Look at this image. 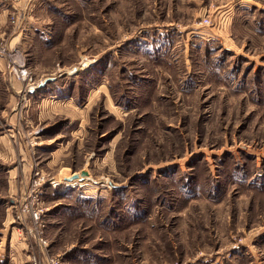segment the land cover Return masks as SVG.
I'll use <instances>...</instances> for the list:
<instances>
[{"label":"rangeland","instance_id":"1","mask_svg":"<svg viewBox=\"0 0 264 264\" xmlns=\"http://www.w3.org/2000/svg\"><path fill=\"white\" fill-rule=\"evenodd\" d=\"M33 3L0 36L31 79L3 59L0 264H264V0Z\"/></svg>","mask_w":264,"mask_h":264},{"label":"built area","instance_id":"2","mask_svg":"<svg viewBox=\"0 0 264 264\" xmlns=\"http://www.w3.org/2000/svg\"><path fill=\"white\" fill-rule=\"evenodd\" d=\"M0 58L6 59L8 63L11 64L10 72L17 80H20L23 83L31 82L30 75L27 69L24 67V64L22 63V56L20 55L18 50H15L14 48L13 50H7L3 41H0ZM35 89H37V85H35L34 83H29L27 85L26 91L27 93H33ZM41 180H42V177L35 178L33 180L32 186L35 189L33 190L32 199L28 204H26L23 207V210H25L29 214V217L32 220V226L37 231L39 229H42L41 216L43 214V210L38 206V201L36 199L37 198L36 190L37 191L39 190L38 186ZM38 241L39 243H41L42 246L46 247V243L41 237H39ZM47 264H64V263L61 261L60 258L51 257V258H48Z\"/></svg>","mask_w":264,"mask_h":264},{"label":"crops","instance_id":"3","mask_svg":"<svg viewBox=\"0 0 264 264\" xmlns=\"http://www.w3.org/2000/svg\"><path fill=\"white\" fill-rule=\"evenodd\" d=\"M34 0H18L17 2L12 1V0H0V36H2L5 33L4 30V25L6 24L7 21V12L9 11H17L18 7L24 6L22 9L23 13L26 11H29L30 13V8H32ZM25 15V13H24ZM28 18L25 17V20H19L18 26L16 29V35L15 38H13L14 42H18L19 40L24 41V37L28 34L27 30V22H25ZM30 27V26H29ZM30 30V29H29ZM3 58H0V66H2ZM5 67V66H4ZM3 69V67H1ZM54 81V80H52ZM50 81V82H52ZM48 84V83H47ZM45 86V85H44ZM43 86V87H44ZM43 87L39 88L38 90L42 89ZM23 248H21L22 251Z\"/></svg>","mask_w":264,"mask_h":264},{"label":"water","instance_id":"4","mask_svg":"<svg viewBox=\"0 0 264 264\" xmlns=\"http://www.w3.org/2000/svg\"><path fill=\"white\" fill-rule=\"evenodd\" d=\"M53 79H48V80H46L45 82H44V84H40V85H38V89L39 88H41V87H43L44 85H46L48 82H50V81H52ZM77 179V175H75V174H73V175H71L70 177H68V178H65L64 179V181L65 182H67V183H71L72 181H74V180H76Z\"/></svg>","mask_w":264,"mask_h":264}]
</instances>
